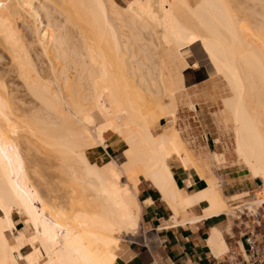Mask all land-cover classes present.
I'll return each instance as SVG.
<instances>
[{
	"label": "bare ground",
	"instance_id": "1",
	"mask_svg": "<svg viewBox=\"0 0 264 264\" xmlns=\"http://www.w3.org/2000/svg\"><path fill=\"white\" fill-rule=\"evenodd\" d=\"M117 1L0 0V264H114L121 242L139 229L141 181L172 210L164 227L197 204L204 218L235 209L236 220L264 207V0ZM203 65L228 83L235 154L261 183L252 202L232 209L175 129L174 93L187 69L200 81ZM19 129L58 156L55 168L73 186L63 193L80 204L67 207L66 196L44 188L47 180L25 160L32 140ZM105 132L127 148L123 162L89 161V150L106 147ZM176 167L192 169L206 187L179 190ZM14 213L31 235L19 231L10 244ZM213 234L210 247L224 253Z\"/></svg>",
	"mask_w": 264,
	"mask_h": 264
},
{
	"label": "rangeland",
	"instance_id": "2",
	"mask_svg": "<svg viewBox=\"0 0 264 264\" xmlns=\"http://www.w3.org/2000/svg\"><path fill=\"white\" fill-rule=\"evenodd\" d=\"M127 1L128 0H118L117 3L118 5L123 7L125 6ZM256 7L259 8L258 6ZM190 72L192 73V77H193L192 79L195 82L190 85L189 82L184 81V86L182 87V89L180 88L174 93L175 129H177V131L179 132L181 139L183 140L186 148L192 155V158L194 159V161H196L197 163H200L201 169H204V168L208 169V171L204 174L205 178L214 177L213 179H216L215 182L221 185L222 176L224 177V179H227V180L229 178L239 176L241 178L242 184L247 186V188H245V191L246 190L247 191L256 190L258 186L259 187L261 186V183L260 185L256 183L257 181L260 182V180L252 178L248 168H246L244 163L241 160H239V158H237V155L235 154V148H234L235 144H234V137H233V131H232L233 124L230 118V114L228 113V109L225 108L224 106L225 105L224 103L230 101L231 97L233 96L230 88L227 87L228 86L227 81L222 76H216L213 69L209 65H205V66L203 65V67L200 69V75H201L200 81H197L194 70L192 69L185 70L183 73L184 77L187 78V76H190ZM166 102L167 100H165V103ZM153 104L149 103L147 108L150 111L149 113H153L152 116L154 115L153 117L157 119V117L160 116L159 114L160 110L158 111V109H155V106H154L155 104L154 105ZM162 107L164 108V105ZM165 107L167 108V106ZM151 110L152 111L154 110V111L152 112ZM166 122H167L166 119H161L158 126L152 128V130L155 133L161 132L162 131L161 128L162 126L166 124ZM19 130H22V129H19ZM93 130L94 128L90 127L91 133H94ZM22 132H23V135H20L22 134ZM22 132L20 131L19 132L20 134H18V136L20 135L19 138L24 139L25 137L24 134H26L27 136L28 133L25 130H22ZM27 137H28V141H29V138L32 141L34 139L30 136H27ZM206 137L208 139L207 142L203 140ZM104 138H105V141L107 142L106 147L98 145L96 148L89 150L87 152V157L89 161L91 163H95L98 165H103L104 163L111 161L112 159L114 160L116 159L115 161H118V162H121V161L123 162L124 160L123 158H121L122 152L126 150L127 148L123 145L121 140L117 138V136H113L112 134H109L106 132L104 133ZM32 141H30L29 143L30 145H28L29 147L23 145V148H24L23 151L25 152L23 153H24V156H26L25 160L28 162L27 164L31 162L32 164L36 166L35 168L38 171V176L40 175L39 178H41V180L43 178L44 181L47 180L45 182L46 183L48 182V183L46 185L44 183V188L48 187L47 189L49 190V192H54L52 194L57 193V195L55 196H59V197L60 195L63 197L66 195H69L70 192L68 190L69 188L70 190L71 188L73 189V186L70 187L72 183L70 184L67 182V180L71 182V180L65 178L67 177V174L65 172L64 174L63 172H61V170L55 168V167H58V165L60 164L59 161H58L59 163L56 162L57 161L56 158L58 156L55 157L56 155L52 151H50L51 149L44 146L45 144L42 145L41 144L42 142H39L40 140L37 141V139H34L33 143H31ZM207 143L209 144L212 151H206L205 147ZM30 147H32L34 150L32 148H31L32 151L29 150ZM25 148L27 150H25ZM26 153H28V155ZM50 153L55 155L54 156L55 160L52 159L53 155ZM57 163L58 165H56ZM54 173H57V174L55 175ZM49 176H51L50 177L51 179L49 178ZM58 176H61V177H58ZM48 179L51 181H48ZM54 180H57L58 182ZM123 181L124 180L122 178V182ZM49 182L50 183L52 182V184L50 185ZM62 185H65V186L62 187ZM53 186H57L58 188L56 187L54 188ZM66 190L68 194L65 193L66 194L65 195L63 192H66ZM70 195L72 196L74 194H70ZM247 196H248V193H243L242 195L236 196L235 198L230 199V200L235 199L234 200L236 204L235 206L241 205L246 202L247 203L252 202L254 199V195L248 196V197ZM68 197L69 199H71L70 196H66L65 198L67 199ZM61 198L60 200H62ZM69 199L67 200L64 199V201L62 200V202H64L62 204H65V201H66L67 203L68 202L69 203L68 205L67 203L65 205H67V207L68 206L71 207L74 205L77 206L78 204L81 203L80 198H78L80 203H77V204H74L75 202H78L77 198H76V201L73 199L75 201L74 203H70ZM224 201L227 207H229V209L234 208L228 205L227 203L229 201L228 199L224 198ZM65 205H62V206L64 207ZM260 209L262 208L256 209L255 215L258 214L259 216H261L263 214L262 210ZM234 212H237V210L234 209ZM234 212L232 210V212L229 211L228 213L232 214L233 217L238 216V214H233ZM248 212H251V211H248ZM248 212L242 211L241 213L248 214ZM12 218L15 223V229L7 234L10 244H14V235H16L17 232L19 231L22 232L24 235H26V237H29L31 235L30 229H28L25 225H23L24 220L20 215L14 213ZM239 222H241V220L237 221V223ZM136 241H138L137 234H134V236H131V235L126 236L124 240L121 242V249L118 252V255L123 251L124 247L129 245V243H134ZM29 252H30V249L27 247L20 250L21 255H26ZM20 264H24V263L21 262Z\"/></svg>",
	"mask_w": 264,
	"mask_h": 264
},
{
	"label": "crops",
	"instance_id": "3",
	"mask_svg": "<svg viewBox=\"0 0 264 264\" xmlns=\"http://www.w3.org/2000/svg\"><path fill=\"white\" fill-rule=\"evenodd\" d=\"M192 78L190 72V76L184 77V81L191 85L195 82ZM205 149L212 151L208 143ZM221 178L220 189L225 199L240 196L243 193H248V196L259 193V186L254 191H245L247 186L242 184L239 176L228 180L223 176ZM173 180L179 190L189 195H194L206 187L205 180L199 178L192 169L185 171L176 167ZM137 191V198L141 203V221L137 231L138 241L124 247L114 264H215L213 256L220 254L216 255L209 244L210 241H213L214 231L220 233L226 248L228 246L245 248L242 237L248 224L237 223L236 217H233L232 214L223 213L204 218L202 215L204 205L197 204L187 209L190 212L187 210L180 212L177 217L178 224L164 227L163 224L169 222L173 215L167 202L163 201L159 192L148 182L141 181ZM147 201L151 204H148ZM227 203L230 207L236 205L235 201L230 199ZM146 204L148 205L146 206ZM260 210L264 213L263 206Z\"/></svg>",
	"mask_w": 264,
	"mask_h": 264
},
{
	"label": "built area",
	"instance_id": "4",
	"mask_svg": "<svg viewBox=\"0 0 264 264\" xmlns=\"http://www.w3.org/2000/svg\"><path fill=\"white\" fill-rule=\"evenodd\" d=\"M208 141L207 137L203 139ZM243 217V218H242ZM241 220L248 224L243 233L245 248H235L228 246L227 250L218 255L213 256L215 264H264V215L249 216L241 215L237 221Z\"/></svg>",
	"mask_w": 264,
	"mask_h": 264
},
{
	"label": "water",
	"instance_id": "5",
	"mask_svg": "<svg viewBox=\"0 0 264 264\" xmlns=\"http://www.w3.org/2000/svg\"><path fill=\"white\" fill-rule=\"evenodd\" d=\"M256 183L260 185V182L259 181H257Z\"/></svg>",
	"mask_w": 264,
	"mask_h": 264
}]
</instances>
